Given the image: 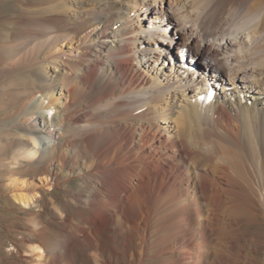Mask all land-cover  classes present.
Segmentation results:
<instances>
[{"label":"bare ground","instance_id":"6f19581e","mask_svg":"<svg viewBox=\"0 0 264 264\" xmlns=\"http://www.w3.org/2000/svg\"><path fill=\"white\" fill-rule=\"evenodd\" d=\"M22 2L0 71L37 89L3 124L31 165L11 198L78 180L31 261L264 264V0Z\"/></svg>","mask_w":264,"mask_h":264},{"label":"rangeland","instance_id":"374dc122","mask_svg":"<svg viewBox=\"0 0 264 264\" xmlns=\"http://www.w3.org/2000/svg\"><path fill=\"white\" fill-rule=\"evenodd\" d=\"M17 1L19 2L20 0H2L1 8L5 11V13H7L6 16H8V18L4 21L5 23H0V67L10 62V60H13L18 55L16 51L13 52V50L5 48L11 43L13 33L17 31V27L15 25L17 13L15 12L16 10L12 8V5L22 7V1L24 0H21L19 3ZM9 15L11 17H9ZM12 22L13 25L11 24ZM8 49L12 56L10 54L8 55V53H5L6 51L8 52ZM168 58H170V60L174 61L176 64H178L180 61V64L184 65L185 59L180 58L175 51L172 52V55L168 56ZM5 76L6 75L0 71V128L3 127V124L6 125L8 123L9 115L13 110L16 109L14 107L18 106L16 99L28 97L29 93L37 89V85L33 83L34 81L28 77L21 75L20 78L18 76L17 78L15 76L14 78L8 76L4 78ZM23 78H25V80ZM12 79L14 80L15 84ZM18 79H20L21 83H19ZM17 80L18 82L16 83ZM30 80L33 82H30ZM22 84H25V87ZM4 128L5 127H3L0 131V264H34L31 261V259L34 257L32 249L39 243L32 240V232L33 230H36L32 227V220H37L39 222L40 225L38 229L42 228L41 226H44L43 228L48 227L49 230L55 231L56 223H60L62 219H65L61 216L60 211L63 213L65 212L66 219L75 217L77 204L73 203L72 197L77 194V191L74 189L77 188L78 180L71 178L64 183L65 187L55 188L52 191L45 190L42 193L39 202L36 203V205L41 204V208L31 206L30 208L26 209L15 203L10 194L16 189L17 185V178H15L16 176H13V172L17 173L16 175H19L18 179H21L26 175L25 171L27 168H30L31 165L29 166L28 163L25 164V159L23 161V158L19 159V166L17 164L18 167L14 164L15 161L13 156H15V152L19 151L20 149L22 150H20L21 152L19 151L20 153L25 152V148H23L21 142L18 140V136L21 135V138L24 134L23 129L18 127ZM15 141L18 142L16 143ZM38 166L33 165L32 168H34V170L37 169L38 173H41L43 171L42 169H44V164L40 165L39 167ZM27 179L28 181L30 179L29 183L33 186H42L44 184L43 181H39L37 179V176H30L27 177ZM49 225L52 227H49ZM250 234H254V232L251 230ZM48 243L50 242H47L45 247L47 254H49V248L53 245L52 242L50 244Z\"/></svg>","mask_w":264,"mask_h":264}]
</instances>
